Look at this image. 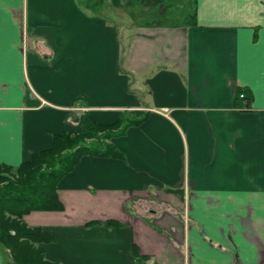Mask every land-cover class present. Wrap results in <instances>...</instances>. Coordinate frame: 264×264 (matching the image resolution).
<instances>
[{
  "label": "crops",
  "instance_id": "crops-1",
  "mask_svg": "<svg viewBox=\"0 0 264 264\" xmlns=\"http://www.w3.org/2000/svg\"><path fill=\"white\" fill-rule=\"evenodd\" d=\"M88 1L0 0V166L87 117L147 116L110 141L123 158L64 176L63 211L24 217L51 235L46 259L264 264V0H197L194 26H137L126 60L117 8ZM0 264H14L1 245Z\"/></svg>",
  "mask_w": 264,
  "mask_h": 264
},
{
  "label": "trees",
  "instance_id": "trees-1",
  "mask_svg": "<svg viewBox=\"0 0 264 264\" xmlns=\"http://www.w3.org/2000/svg\"><path fill=\"white\" fill-rule=\"evenodd\" d=\"M95 4L93 8L99 7V3ZM112 4L116 8H156L159 20L151 26L179 28L196 24L197 0L191 1L190 10V4L182 10L184 15L188 14L184 21L174 19L168 12L172 8L169 0H112ZM236 97L243 106L251 102L246 90L239 89ZM142 113H134L139 115L137 119L127 114L111 125H101L87 117L81 133L56 136L51 149L33 155L17 168L0 166V245L9 252L14 264H53L46 259L43 248L52 242L51 235L41 228L29 227L24 217L33 212L63 211L58 190L64 176L84 156L123 158L110 141L144 122L147 116H140Z\"/></svg>",
  "mask_w": 264,
  "mask_h": 264
},
{
  "label": "rangeland",
  "instance_id": "rangeland-1",
  "mask_svg": "<svg viewBox=\"0 0 264 264\" xmlns=\"http://www.w3.org/2000/svg\"><path fill=\"white\" fill-rule=\"evenodd\" d=\"M97 1L98 0H89L88 3H91L90 6L92 7L93 5H96L95 3ZM100 1L101 3L98 4L99 7H97L99 8V10L101 8L100 6L104 5L102 4V0ZM191 1L192 0H169V4L170 3L172 4V8L168 10V12L173 15L174 19L184 21L187 18L188 14L184 15V12L182 10H184L186 4L187 6L188 4H190L189 9H188L190 10ZM105 2H107L109 5H112L109 7L111 10L114 8L112 4V0H104V3ZM84 6H87V4H84ZM154 9H152L151 7L142 8L140 6H137L134 8L122 7V8H117L113 10V14L115 15V18L117 19L116 22L119 23L118 30L120 33L121 44L124 50L125 60L128 56V50L131 44V40L133 39V35L136 30V27L140 25L151 26V23L159 20V18H157L159 11L156 9L157 13H155ZM185 13H187V10L185 11ZM93 142H96V140H94Z\"/></svg>",
  "mask_w": 264,
  "mask_h": 264
},
{
  "label": "built area",
  "instance_id": "built-area-1",
  "mask_svg": "<svg viewBox=\"0 0 264 264\" xmlns=\"http://www.w3.org/2000/svg\"><path fill=\"white\" fill-rule=\"evenodd\" d=\"M242 97H244V96H242Z\"/></svg>",
  "mask_w": 264,
  "mask_h": 264
}]
</instances>
